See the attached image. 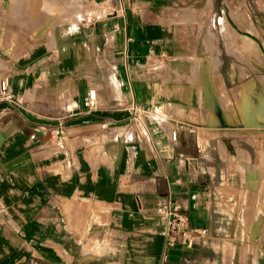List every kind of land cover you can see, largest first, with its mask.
Masks as SVG:
<instances>
[{"label": "crops", "instance_id": "crops-1", "mask_svg": "<svg viewBox=\"0 0 264 264\" xmlns=\"http://www.w3.org/2000/svg\"><path fill=\"white\" fill-rule=\"evenodd\" d=\"M51 2L0 0V264H264V0Z\"/></svg>", "mask_w": 264, "mask_h": 264}, {"label": "built area", "instance_id": "built-area-1", "mask_svg": "<svg viewBox=\"0 0 264 264\" xmlns=\"http://www.w3.org/2000/svg\"><path fill=\"white\" fill-rule=\"evenodd\" d=\"M0 91L5 99H13V95L10 91V84L6 78L2 79L0 82ZM95 97L96 92L90 91L86 98V104L91 105ZM128 109L135 118H139L145 111L142 106L135 103L131 104ZM60 132H62V130H60ZM176 135L177 130H173V136L176 137ZM156 212L164 225L165 231L179 234L183 245L192 246L197 242H207L210 229L206 226H193L188 212L183 210L179 204L165 201L156 208Z\"/></svg>", "mask_w": 264, "mask_h": 264}, {"label": "rangeland", "instance_id": "rangeland-1", "mask_svg": "<svg viewBox=\"0 0 264 264\" xmlns=\"http://www.w3.org/2000/svg\"><path fill=\"white\" fill-rule=\"evenodd\" d=\"M50 7H54V0H53V2H51V5H50ZM252 112V111H251Z\"/></svg>", "mask_w": 264, "mask_h": 264}, {"label": "bare ground", "instance_id": "bare-ground-1", "mask_svg": "<svg viewBox=\"0 0 264 264\" xmlns=\"http://www.w3.org/2000/svg\"><path fill=\"white\" fill-rule=\"evenodd\" d=\"M23 20V19H22Z\"/></svg>", "mask_w": 264, "mask_h": 264}]
</instances>
